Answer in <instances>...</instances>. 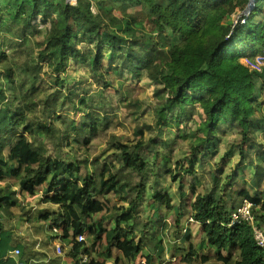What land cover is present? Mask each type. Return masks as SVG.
I'll list each match as a JSON object with an SVG mask.
<instances>
[{
	"label": "trees",
	"instance_id": "1",
	"mask_svg": "<svg viewBox=\"0 0 264 264\" xmlns=\"http://www.w3.org/2000/svg\"><path fill=\"white\" fill-rule=\"evenodd\" d=\"M114 1L124 0H111ZM256 1L253 14L260 12L264 0ZM130 2L140 3L144 10L150 31L141 32V36L152 38L155 33L159 40L155 45L165 55L161 61L148 51L138 53L139 40L131 21L100 9L94 14L93 0H77L74 6L66 0H0L2 46L5 32L28 40L29 52L34 55L31 57L38 63L50 60L51 72L56 74L64 63L86 58L78 46L83 44L93 47L88 49L94 53L89 61L92 70L107 58L104 72L95 74L103 90L113 86L109 73L119 76L126 73L161 87L160 94H164L156 113L154 138L145 140L146 133L153 128L144 126L136 132L139 140L134 145L115 142L111 145L115 153L106 158L101 153L89 159L80 154H88L91 139L106 127L102 124L106 116L85 111L81 125L75 126L73 120L67 125L65 116L56 114L55 99L46 105L44 114L30 117L39 98L37 81L32 78L26 107L18 109L14 97V105L10 109L7 105L4 112L5 127L1 128L0 122L1 130L11 132L0 138V181L10 179L9 184L0 188V264H16L7 257L13 249L20 250L19 260L24 264H68L63 254L76 263L80 254L87 255L94 248L91 244L83 248L85 243L77 241V236L87 230L86 219L92 222L88 232L93 243L105 241L101 252L105 261L118 262L123 257L130 264L137 259L145 260L146 264H164L168 252L162 238L165 230L171 243L184 237L192 240L201 237L199 242L196 238V244L183 260L185 264L194 260L204 264L211 259L223 264H264V248L256 245L251 228L244 223L229 227L231 215L243 201L252 204L256 220L264 224L261 195L264 190L252 194L241 186L245 183V170L253 175V190L260 189L264 180L263 144H258L255 136L264 133V116L257 107L258 87L264 76L241 63V58L253 57L262 48L264 27L252 19L242 26L233 25L231 16L244 10L249 0ZM96 5L99 8L106 4ZM167 31L177 37L176 42L167 41ZM15 45L11 41L10 47ZM13 67L8 54L0 52V76L12 90L17 75ZM38 70L37 66L28 69L36 74ZM58 78L56 82H61ZM4 91L0 89L2 95ZM85 95L80 102L82 108L90 107L93 101L104 102L101 92ZM194 118H198L194 120V133L201 134V138L189 140V147L193 148L188 156L172 160L171 141L186 137L176 129L183 119L187 122ZM58 122L63 132L58 130ZM165 129L170 133L163 141ZM227 129L239 135L240 145L227 148L222 139ZM40 136H55L58 150L76 145L78 148L75 147L73 156L60 151L63 156L51 155ZM4 149H8L7 155ZM160 149L164 153L161 157ZM234 153L238 157L235 163ZM67 155L71 162L64 159ZM74 156L78 158L72 160ZM201 165L205 167V175L197 170ZM83 169L87 175L81 181ZM128 173L139 178L135 186L125 181ZM166 177L170 183L167 188ZM43 185L45 194L34 201L36 207L22 206L16 195L33 197ZM188 192L192 198L185 202ZM111 196L118 197L120 204L109 202ZM110 203L113 207L107 214ZM14 211L21 212L19 220L12 218L11 226L8 220L6 227L5 216H12ZM168 213L175 215L170 224ZM98 215L101 216L97 221ZM189 219L195 224L193 228L187 224ZM18 222L30 233L21 241L16 234ZM72 223L76 224L74 234ZM50 238L61 243L63 251L65 247L61 256L54 254ZM35 247L48 254H36Z\"/></svg>",
	"mask_w": 264,
	"mask_h": 264
},
{
	"label": "rangeland",
	"instance_id": "2",
	"mask_svg": "<svg viewBox=\"0 0 264 264\" xmlns=\"http://www.w3.org/2000/svg\"><path fill=\"white\" fill-rule=\"evenodd\" d=\"M66 2L72 6L76 5L77 0H66ZM94 4H92L91 11L95 14L96 12L105 11L109 12L114 15L117 18H121L124 20H128L132 22V28L136 30V36L137 40H139L138 45V53L142 51H148V53L153 56L156 60L161 61L163 59L164 52L162 49H159L158 45H155L159 42V40L156 38L155 33H153V37L150 36L145 37L141 36L142 33H146L150 31L149 26L147 24V17L145 16L144 10L140 7V3H131L130 0H124L119 2H111V0H93ZM106 4L105 7L99 6L97 7L96 4ZM257 1L254 3L256 4ZM101 7V8H100ZM261 11H264V2L262 1L260 3ZM253 11L255 9L253 8ZM252 11V12H253ZM260 11V12H261ZM258 18H262L260 20L264 21V17H260L258 14L255 16V20H258ZM125 25V23H124ZM168 40L170 43H174L177 41V37L172 36L167 31L166 33ZM5 44L4 46L0 43V52H5L9 56V60H11L14 63V71L17 73L14 89L15 94L13 95L12 86L9 83L4 84L2 82V77L0 76V89L4 88V95L0 93V122L2 123V127H5V109L7 105L9 106V109L14 105V97L16 100V104L18 105V109H24L26 107L25 101L30 97L31 94V83L33 84V79L37 81L36 86L39 89V98L37 100V106L36 109L29 115L30 117L34 116H40L41 114H44V112L47 110L46 105L53 102L55 99L57 102L55 103V106L57 107L56 114L60 116H65L64 122L69 125L70 121H74V125L78 126L80 124L81 116L85 115V111L87 112H98L101 117L106 116V120L102 123L104 126L106 125L105 129L101 130L95 137H93L90 143L91 149L87 151L88 154H80V157L84 158H93L95 156H98L101 153L103 154V158H106L110 156V154L115 153L116 150L111 147L112 144L115 142H121L122 144H130L134 145L138 140L139 136L136 135V132L144 126H152L153 130L149 133H146L145 140L147 141L150 138L155 137L156 129L154 127L156 122V113L159 109L160 104L163 102L164 94H160L161 87H158L157 85H154L153 83L147 81L146 79H137V78H131L128 74L124 73L123 76L114 75L109 73L110 77L108 78L113 82L112 88L107 89L106 91L103 90V86L101 84H98V78L95 74L104 72V68L107 66V58L103 59V64L97 67L95 70H92L89 61L94 55L93 51L88 50L89 48L93 47H84L83 44L78 45L79 48L82 47V50L86 53L85 59H79L75 62H69L64 63L63 68H60L59 71L55 74L52 73L50 69L51 68V61L46 60L43 63H38L36 60H34L31 56H34L29 52V47H31V43L27 40H19L15 36L13 37L9 33L4 34ZM11 41L16 44L14 47H10ZM144 49V50H143ZM95 50V48H94ZM261 51V49H260ZM138 57L139 55L136 54ZM242 59V58H241ZM39 67L38 74H36L33 71H28L30 67ZM264 76V75H263ZM61 82H56V78ZM63 80H61V79ZM107 79V80H108ZM107 82V81H106ZM259 91L257 93V107L259 108V111L261 112V115L264 116V79H262V83H259L258 87ZM103 90V91H102ZM35 92H37L35 90ZM102 93V95L105 96L104 102H96L93 101V105H90L88 108H82L81 106V100L83 98H86L87 96L85 94H93L96 93ZM159 92V94H158ZM62 105V107H61ZM61 108L63 111H61ZM50 118V117H49ZM3 119V121H2ZM48 119V118H47ZM186 119H183L181 122H183L179 128L176 130H181V133L185 134V138H175L173 141H171L169 147H170V155L172 160H177L180 158H184L185 156H188L191 152V149L193 147H189V140H198L201 138V134L198 135V133H194V120L198 121V118H194L191 121H185ZM43 121V120H42ZM44 122V121H43ZM60 122L57 123L58 130L64 131L63 127L59 126ZM0 128V138H5L10 135V129L1 130ZM170 133V130L166 131L162 130V137L163 141L164 138H168ZM44 136V135H43ZM256 142L258 144H263L264 149V133L258 132L256 135ZM52 137V138H51ZM40 141L46 147L48 153L51 155H54L55 153H59L61 156L62 154L70 153L71 156H73V153H75V147L78 148V146H73V148H67L63 147L62 150H58L55 148V145L57 143V138L55 136L50 137H42L40 136ZM222 139L225 141V145L227 144V148L235 147L240 145V137L236 132L233 131H227L222 135ZM1 140V139H0ZM144 140V138H143ZM206 147V146H205ZM157 148V147H156ZM72 149V151H70ZM62 153H60V152ZM8 149H4V154L7 155ZM224 152V151H223ZM168 153V152H167ZM162 154L164 155L163 151L160 149L158 156L161 157ZM78 156V155H77ZM232 162L235 163L238 160L237 154L234 153ZM78 158L76 156L73 157ZM66 161H70L69 156H65L64 158ZM71 162V161H70ZM264 162V161H263ZM257 163H259L257 161ZM208 164H212L209 162ZM207 164V165H208ZM114 165L118 167V163L114 161ZM206 166V165H205ZM264 167V163L262 164ZM197 169L198 172H200L202 175H205V167L204 166H198ZM227 170V169H226ZM86 170H82V175L79 177V180H83V178L87 175L84 174ZM125 181L130 183L131 186H135L136 182L139 181V178L131 173L126 174ZM167 181H165L164 186L165 188L169 187L170 183L168 181V177H166ZM243 179L245 180V183H242L241 186L247 188L250 190L252 194L255 192L261 193L264 190V180L263 184L260 189L253 190V175L249 170H245L243 173ZM10 180V179H9ZM9 180L7 181H0V188H2L4 185L9 184ZM15 180L10 181L11 183ZM16 182V181H15ZM149 184H151V179L149 177ZM12 185H15V183H12ZM13 186V190H17V188ZM171 187H175V185H171ZM257 190V191H256ZM44 185L40 187L33 197H25L23 195L17 194V198L22 200V206L28 205V206H34L36 207V203L34 202L37 199H41L44 197ZM185 202H189L192 198L190 192H188ZM264 197V193L261 194ZM109 202H114L113 205L120 204V201L118 197L111 196ZM112 203L109 204V208L107 210V214L109 213V210L113 207ZM243 205V202H242ZM241 205V206H242ZM125 206V204H124ZM240 206V208H241ZM239 210V209H238ZM257 211V210H256ZM255 212V211H254ZM18 215H21L20 211H14L11 215L5 216V226L9 227L10 220V226L12 225L11 220L12 218H17L19 220ZM101 215H98L95 217V219L98 221L100 219ZM144 217H142L143 219ZM168 224L174 222L175 215L173 213H168L166 215ZM86 232L83 234V239L85 243L83 245V248H88L91 245L94 246L92 250L89 251L88 258L94 262V263H102L104 260V257L102 255V250L105 247V241L100 240L98 242L93 243L92 238L89 235L88 229L90 225H92V222L89 221V219H86ZM259 227L264 231V224L262 222H259ZM31 226L30 224H28ZM18 226V227H17ZM16 234L18 241H21L25 238H27L30 233H27L24 231V226H21V223L18 222L16 224ZM76 224H71V234H74L76 231ZM58 234L57 236L60 237L61 232H56ZM165 230L162 231V238H163V245L166 246V249L168 250L167 255H165V263L169 260V254H173L174 256L177 254L178 261H175L174 263L169 264H185L183 260L188 257L189 252L193 249L194 244H196V238L199 242L200 236L196 237L195 239L187 240V237L183 238L181 241L176 240L175 243H171L172 239L166 236ZM49 243L52 246V250L55 252V247H53L54 243H57V241L49 239ZM48 243V244H49ZM61 245V243H60ZM85 246V247H84ZM64 247V246H63ZM70 248V246L66 247V249ZM41 252H44V254H48V251H44L40 249ZM35 252V251H34ZM65 252V247L64 251ZM206 251H204L205 254ZM207 252H210L208 250ZM56 254V253H55ZM57 256V254H56ZM64 258H68L65 254H63ZM211 256V255H210ZM225 256V255H223ZM173 257V256H172ZM176 257V256H175ZM106 262H116L113 259L106 260ZM173 262V260L171 261ZM118 264H128V261L125 260L123 257L120 259V261L116 262ZM73 264V260H71V263ZM191 264H203L199 260H194L191 262ZM204 264H223L219 262L218 260L211 259L207 261Z\"/></svg>",
	"mask_w": 264,
	"mask_h": 264
},
{
	"label": "built area",
	"instance_id": "3",
	"mask_svg": "<svg viewBox=\"0 0 264 264\" xmlns=\"http://www.w3.org/2000/svg\"><path fill=\"white\" fill-rule=\"evenodd\" d=\"M256 0H249L246 8L240 12H238L236 15H232L233 19V25H245L247 21L249 20V17L253 11V8L255 7ZM241 63L244 67L249 69L252 72H256L260 75H264V44L261 48V51H259L255 56L253 57H243L241 59ZM241 223H246L250 226L253 232L254 240L256 244L264 248V231L258 226V222L255 219L254 213H253V207L252 204L248 201H243V205L239 210L234 212L231 215V223L230 227L234 225H238ZM77 240L79 242L84 241L83 235H79L77 237ZM55 247V253L57 255H62L63 249L60 245V243H54ZM20 250L14 249L8 253V257L15 260L16 264H24L23 262L19 261L20 256ZM77 264H116L112 262H104V263H94L89 260V258L86 255H81L78 259ZM136 264H144V262L136 263Z\"/></svg>",
	"mask_w": 264,
	"mask_h": 264
},
{
	"label": "crops",
	"instance_id": "4",
	"mask_svg": "<svg viewBox=\"0 0 264 264\" xmlns=\"http://www.w3.org/2000/svg\"><path fill=\"white\" fill-rule=\"evenodd\" d=\"M264 2V1H263ZM261 11V10H260ZM258 14L260 15V17H264V11L262 12H258ZM258 14H251V16L249 17V19L251 20L252 19V21L255 23V24H261L263 27H264V21H262V20H260V19H262V18H258V20H255V16H257ZM194 225L195 224H193V225H191L190 227L191 228H193L194 227ZM187 240H188V238H187ZM191 240H192V238H191ZM35 252H36V254H37V252L38 253H43L44 254V252H41L40 251V249L39 248H37V247H35ZM46 254V253H45ZM208 254V253H207ZM209 254H212V252H209ZM169 256V259H172L173 260V262H171L172 260H169L168 262H167V264H169V263H174V261H175V258H176V261H178L179 259H178V256H177V254L174 256L173 254H169L168 255ZM173 256V257H172ZM65 260H66V262H68V264H70L71 263V259H68V258H64ZM47 260H49V255L47 256ZM21 262H22V260H20ZM179 262V261H178ZM182 264V263H181ZM184 264V263H183Z\"/></svg>",
	"mask_w": 264,
	"mask_h": 264
},
{
	"label": "clouds",
	"instance_id": "5",
	"mask_svg": "<svg viewBox=\"0 0 264 264\" xmlns=\"http://www.w3.org/2000/svg\"><path fill=\"white\" fill-rule=\"evenodd\" d=\"M246 8V7H245ZM244 8V9H245ZM252 14V13H251ZM251 16V15H250ZM254 211V210H253ZM254 213V212H253ZM255 219H256V217H255ZM257 222H258V220H256ZM230 223H231V217H230ZM187 224L189 225V226H191V225H193L194 224V222H193V220L192 219H189L188 220V222H187ZM242 224V223H241ZM244 224H246V223H244ZM230 225V224H229ZM239 225V224H238ZM247 225V224H246ZM234 226H236V225H234ZM249 226V225H248ZM258 226H259V223H258ZM230 227V226H229ZM233 227V226H232ZM250 227V226H249ZM252 230V229H251ZM183 232H185V229L183 230ZM58 235V234H57ZM78 237V236H77ZM78 241V240H77ZM255 241V240H254ZM82 242H84V241H82ZM57 243H59L58 241H57ZM256 243V242H255ZM257 245V244H256ZM258 246V245H257ZM53 247H54V244H53ZM259 247V246H258ZM259 248H261V247H259ZM14 250V249H13ZM12 251V250H11ZM54 252V251H53ZM9 253V252H8ZM54 254H55V252H54ZM63 254V253H62ZM21 255V254H20ZM56 255V254H55ZM81 255H85V254H80V256ZM57 256H61V255H57ZM79 256V257H80ZM87 256V255H86ZM7 257H8V255H7ZM88 257V256H87ZM9 258V257H8ZM19 258H20V256H19ZM79 259V258H78ZM11 260H13V259H11ZM90 260V259H89ZM14 262H15V260H13ZM20 261V260H19ZM91 261V260H90ZM77 262H78V260L76 261V263L73 261V264H77ZM92 262V261H91ZM104 262H106V261H103L102 263H104ZM140 262H144V264H146V261L145 260H142V259H137L136 261H134V263L133 264H136V263H140ZM116 263V262H115ZM116 264H118V263H116ZM128 264H130V263H128Z\"/></svg>",
	"mask_w": 264,
	"mask_h": 264
}]
</instances>
